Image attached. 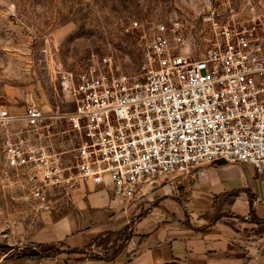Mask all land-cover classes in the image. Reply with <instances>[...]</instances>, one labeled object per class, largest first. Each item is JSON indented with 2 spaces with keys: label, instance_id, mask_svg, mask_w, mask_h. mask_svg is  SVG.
<instances>
[{
  "label": "built area",
  "instance_id": "obj_1",
  "mask_svg": "<svg viewBox=\"0 0 264 264\" xmlns=\"http://www.w3.org/2000/svg\"><path fill=\"white\" fill-rule=\"evenodd\" d=\"M202 22L201 51L169 19L143 32L136 73L119 71L109 56L80 71L67 88L69 112L47 115L33 104L22 116L1 109L4 185L42 204L81 184L103 185L129 203L142 185L219 160L262 173L260 46L213 13ZM56 121L73 136L68 150L63 142L53 149Z\"/></svg>",
  "mask_w": 264,
  "mask_h": 264
},
{
  "label": "rangeland",
  "instance_id": "obj_2",
  "mask_svg": "<svg viewBox=\"0 0 264 264\" xmlns=\"http://www.w3.org/2000/svg\"><path fill=\"white\" fill-rule=\"evenodd\" d=\"M211 13L256 40L264 57V0H0V110L22 116L33 104L47 115L69 112L67 88L80 71L109 56L119 71L136 73L143 32L169 19L180 21L189 44L201 51L200 38L207 31L202 18ZM131 21L142 28H133ZM65 130L56 121L55 152L60 142L66 150L73 145ZM2 133L0 127V145ZM2 165L0 149V172ZM150 189L146 184L139 193ZM26 194L5 186L0 176V245L9 249L28 246L34 228L65 212L62 201L42 204ZM44 212L51 217L44 218ZM109 239L119 247L117 239ZM58 247L31 245L30 252L61 253ZM11 255L20 254L13 250Z\"/></svg>",
  "mask_w": 264,
  "mask_h": 264
},
{
  "label": "crops",
  "instance_id": "obj_3",
  "mask_svg": "<svg viewBox=\"0 0 264 264\" xmlns=\"http://www.w3.org/2000/svg\"><path fill=\"white\" fill-rule=\"evenodd\" d=\"M147 185L129 203L103 185L57 195L65 212L0 248V264H264V170L219 160ZM31 245L61 253L26 256Z\"/></svg>",
  "mask_w": 264,
  "mask_h": 264
},
{
  "label": "water",
  "instance_id": "obj_4",
  "mask_svg": "<svg viewBox=\"0 0 264 264\" xmlns=\"http://www.w3.org/2000/svg\"><path fill=\"white\" fill-rule=\"evenodd\" d=\"M0 248H5V249H7V248H11V246L8 245V244H2V245H0Z\"/></svg>",
  "mask_w": 264,
  "mask_h": 264
},
{
  "label": "trees",
  "instance_id": "obj_5",
  "mask_svg": "<svg viewBox=\"0 0 264 264\" xmlns=\"http://www.w3.org/2000/svg\"><path fill=\"white\" fill-rule=\"evenodd\" d=\"M26 256H31V257H35L36 256V257H40L36 253H31V252L28 255H26Z\"/></svg>",
  "mask_w": 264,
  "mask_h": 264
}]
</instances>
